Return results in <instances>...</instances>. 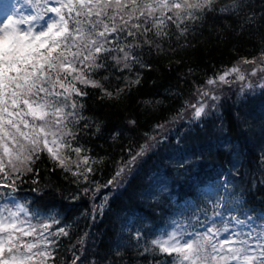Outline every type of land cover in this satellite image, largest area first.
<instances>
[{
    "label": "snow or ice",
    "instance_id": "snow-or-ice-1",
    "mask_svg": "<svg viewBox=\"0 0 264 264\" xmlns=\"http://www.w3.org/2000/svg\"><path fill=\"white\" fill-rule=\"evenodd\" d=\"M18 2L0 0V264H57L58 238L69 236L71 225L53 231L61 213L22 201L16 180L38 172L34 166L46 154L53 171L70 173L75 183H93L88 173L98 161L80 140L102 137L106 124L100 116L84 115L88 89L101 102L119 103L142 84L143 70L152 69L145 52L162 55L165 45L172 52L173 39L177 47H194L188 35L209 18H235L234 26L212 29L218 40L264 26V4L257 13L246 0H26L31 11L25 14ZM259 43L258 56L242 57L207 78L174 116L143 134L144 143L122 146L128 158L115 162V172L104 185L96 184L93 195L101 187H122L146 154L166 144V125H187L173 147L176 155L166 161L173 176L155 177L138 194L148 213L118 214L115 237L103 251H91L85 247L94 235L89 229L110 206L111 192L106 193L99 205L81 212L86 230L64 264H126V256L127 264H264V110L258 123L237 112L238 138L218 137L215 147L227 157L226 170H204L212 146L188 150L198 142L194 124L211 122L215 133L225 132L219 85L240 81L237 95L244 106L257 89L264 96V33ZM141 103L155 107L161 101ZM127 124L135 126L136 120ZM257 131L259 151L249 158L247 144ZM121 135L110 132L113 140Z\"/></svg>",
    "mask_w": 264,
    "mask_h": 264
},
{
    "label": "trees",
    "instance_id": "trees-1",
    "mask_svg": "<svg viewBox=\"0 0 264 264\" xmlns=\"http://www.w3.org/2000/svg\"><path fill=\"white\" fill-rule=\"evenodd\" d=\"M246 2L257 13L261 12V6L264 4V0H246ZM225 23L234 26L235 18L231 20L209 18L207 23L191 31L188 41L194 47H177L173 39L174 51L172 52L167 51V45L162 55L155 52L148 55L145 52V59L152 64V69L143 70L142 84L134 86L131 93L123 97L119 103L101 102L96 99L99 93L91 88L88 89L90 95L84 98L86 105L84 115L100 116L106 124L102 137L85 136L80 140L81 144L91 149L88 155L95 157L98 161L92 165L93 171L88 173L89 180L93 183L89 184L83 178L79 183H75L70 173H64L60 168L53 171V164L46 154L42 155L34 166L39 169L38 172L26 173L16 180L17 192L22 201H35L37 205L55 209L61 213L58 217L61 222L59 225H53V231L57 226L71 225L67 229L69 236L58 238L57 264L71 261L72 251L80 247L76 243L77 237L86 230V219L81 216V212L85 209L90 211L93 204L99 205L106 193L111 192L110 206L104 208L103 215L97 214L94 227L89 229L94 235L88 238L85 247L91 251H96L98 248L103 251L115 237L120 224L118 214L123 215L128 209L135 210L138 215L148 213L149 209L139 200L138 194L148 187L155 177L173 176V169L166 161L176 155L173 147L177 145V137L182 134L181 129H185L187 125L184 121L166 125L164 129V134L167 136L166 144L146 154L143 162L135 168L122 187L118 189H114L111 185L107 188L101 187L93 195L97 183L104 185L111 178L116 169L115 162L121 157L128 158L127 152H122V146L130 143H144L143 134L146 132L152 134L153 125L164 123L165 120L174 116L184 99L194 97L197 87L207 78L232 67L242 57L251 59L253 56H258L261 47L259 35L264 33V26L257 23L256 29H250L243 34L228 32L223 39L218 40L212 29ZM249 32L254 34L249 35ZM180 43L183 45L184 41L181 40ZM240 67L242 71L250 70L249 65L240 64ZM190 68L191 72H189ZM240 83L223 84L216 89V94L220 97L217 102L220 104L219 111L225 121L224 133H215L211 122L203 127L193 125L198 142L190 145L188 150L207 149L212 146V156L203 160L202 164L204 170L213 175L216 171L226 170L229 167L227 157L221 155L222 150H217L215 146L220 142L218 137L226 136L233 140L238 138L239 129L235 114L240 112L244 115L247 112L246 118L258 123L264 110V96L260 95L259 89L252 94L254 98L249 99L247 106L243 105V97L237 95ZM143 100H151L153 104L159 100L161 103L153 107L141 103ZM130 119L136 120L135 126L127 124ZM113 131H121L122 135L113 140L110 137V132ZM246 151L249 158L258 153V131L256 136L248 141ZM100 157L104 159L100 160ZM33 180L36 183H33ZM84 187H89L90 190L84 193L82 191ZM74 194L79 195V200L71 199ZM125 261L127 264V256Z\"/></svg>",
    "mask_w": 264,
    "mask_h": 264
},
{
    "label": "rangeland",
    "instance_id": "rangeland-1",
    "mask_svg": "<svg viewBox=\"0 0 264 264\" xmlns=\"http://www.w3.org/2000/svg\"><path fill=\"white\" fill-rule=\"evenodd\" d=\"M18 4L21 7V11L24 12L25 14H27L29 11H31L29 5L26 3V0H19ZM19 11H20V9H19ZM228 79L230 81H234L235 80V77L233 75V76H230ZM253 79H255V77H253ZM239 82L240 81H235V83H239Z\"/></svg>",
    "mask_w": 264,
    "mask_h": 264
}]
</instances>
